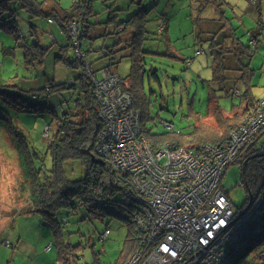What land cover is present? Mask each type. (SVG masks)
<instances>
[{
	"label": "rangeland",
	"instance_id": "obj_1",
	"mask_svg": "<svg viewBox=\"0 0 264 264\" xmlns=\"http://www.w3.org/2000/svg\"><path fill=\"white\" fill-rule=\"evenodd\" d=\"M74 2L75 0H35L36 8L40 11L36 12V8L35 11L21 8L13 16L9 10H0V86H5L2 89H39L50 78L59 83L72 77L73 70L56 62L58 46L66 43L67 38L55 21L56 17L49 12L53 8L71 12L76 8ZM203 2L204 0H91L94 14L88 20L98 27L101 26L99 23H103L102 26L110 33L104 38H94V46L104 42L112 44L115 36L118 39L126 36L129 43L130 37L126 33L141 26L133 47L137 48V54L142 57L141 89L146 98L144 127L154 133L189 134L198 123L197 120L217 127L215 117L207 116L211 99L222 108L224 115H236L237 118L241 114L242 118L245 116L244 87H235L233 82L228 81L225 89H219L211 81L213 56L208 40L201 38L204 35V21L216 19L217 22H231L240 41L244 44L250 42L256 47L253 48L250 60L253 70L250 95L257 98L264 96V28L257 46L249 35V30L254 29L260 20L264 24V0H256L252 12L249 0H223L222 10L218 13L214 12V7L204 6ZM142 6L147 7L148 11L143 16L144 21L134 18L126 25ZM111 10L115 12L113 19L109 21ZM5 22L14 23L17 32L9 31ZM71 24L73 25L69 21L67 25L70 32ZM117 27L123 31H116ZM92 31L94 26L90 28V33ZM42 48L46 53L43 63L36 64V59L27 62L31 56L42 57ZM129 50L130 47L128 52ZM97 56V53H92L89 59L95 69H100L109 60L102 58L97 63ZM120 60L112 69L125 80L130 72L131 59L124 55ZM152 72L157 73V80L151 75ZM230 72L234 74L236 71H228ZM126 81L127 84L128 79ZM0 104L9 113L10 124L17 131L18 135L14 139L23 141L26 147L23 149L28 150L36 165L42 159L45 166L51 165L50 156L46 153V144L52 130L51 127L48 129L51 114H31L1 101ZM56 112L60 114V110ZM165 122L173 129L167 128ZM13 143L12 135L0 124V262L53 264L57 257L55 238L42 221V215L26 208L29 190L26 188L18 151ZM220 186L235 207L244 202L247 195L241 184V169L236 163L225 169ZM69 220L70 223L62 229V237L73 245H82L75 250L82 255L80 262L84 264L95 262V259L98 264H116L126 241L129 238L130 243V238L135 234L133 232L129 236L128 224L116 214H105L101 218L92 215L87 217L83 210H78L70 215ZM106 227L110 229V233L105 240H99L98 235L103 234ZM5 240L7 245L2 243ZM263 249L264 229L253 239V250L246 260Z\"/></svg>",
	"mask_w": 264,
	"mask_h": 264
},
{
	"label": "trees",
	"instance_id": "obj_2",
	"mask_svg": "<svg viewBox=\"0 0 264 264\" xmlns=\"http://www.w3.org/2000/svg\"><path fill=\"white\" fill-rule=\"evenodd\" d=\"M10 4L12 5L10 6ZM74 4L76 8L71 12L58 11L54 8L52 12H49L51 16L56 17L55 21L67 38L66 43L58 46L56 62L73 70L72 77L59 83H55L50 78L39 89L24 90L12 87L13 90L7 91L6 88L2 89L5 86H0L1 103L4 102L17 110H25L31 114H51L52 120L48 129L51 127L52 130L46 144V153L50 156L51 165L45 166L43 159L40 160V164L36 165L28 150L23 149L25 147L23 141L15 140L18 135L17 131L11 126V117L2 106H0V124L12 135L13 144L18 151L24 182L29 190V202L26 208L30 212L40 213L42 221L53 232L57 249V257L53 264H84L80 262L82 255L77 254L75 250L77 246L82 245H73L62 237V229L70 223V215H74L78 210H83L87 217L92 215L101 218L105 214H116L123 218L130 228L129 236L133 232L135 233L130 238V243L129 238L126 241L122 254L116 262V264H126L131 253L138 248L140 243V230L134 219L138 201L128 186L126 175L117 172L101 153L96 152L95 147L98 135L103 128V121L98 115V102L94 96L95 80L101 77L103 71L119 76L112 69L113 65L120 63V59L124 55L131 59L130 72L126 76L128 83L126 84L127 79L124 80L119 76L123 80L121 87L131 94L133 106L140 114L143 132L153 149H159L166 143L195 149L202 145L223 146L229 140L231 130L237 126L242 114L239 118L236 115L233 117L224 115L222 108L211 99V108L207 116L215 117L217 127L197 120L198 123L189 134L182 132L179 134L174 132L154 133L145 129L146 98L142 94L140 76L142 57L137 54V48L133 47L141 32V26L137 30L134 28L126 33L130 37L129 43L126 36L122 39L115 36V41L112 44L104 42V44L94 46V38H104L110 33L102 26L103 23H99L101 26L98 27L88 20V17L94 14L91 0H75ZM203 4L206 7H214V12L218 13L222 10L224 2L223 0H204ZM21 8L35 11V0H0V10H9L11 16L16 15ZM146 9L147 7L142 6L127 21L126 25L131 23L134 18L144 21V14L148 13ZM38 11L40 10L36 8V12ZM114 12L115 10H111L109 21L113 19ZM69 21L75 22L74 24L77 26L76 36H73L68 30ZM214 21L216 19L209 21L214 24L207 31L203 30L204 35L201 37L205 41L208 40L213 56L211 81L219 89H225L228 81L233 82L235 87L237 85L244 87L243 95L246 102L243 111L246 112L264 98V96L257 98L250 95L253 75L250 60L253 48L256 47H253L250 42L242 43L236 37V30L230 24L231 22L227 24L223 20ZM4 25L9 31L17 32L14 23L5 22ZM92 26H94V31L90 33ZM263 28L264 24L260 20L257 26L249 31L256 46L260 41L259 36L262 34ZM118 29L123 31L119 27L116 31ZM75 37L78 39V45L75 44ZM129 47L130 52H128ZM77 49L79 55L76 53ZM28 50L26 49V52L31 54V51ZM92 53H97L98 56L95 58L97 63L102 58H108L109 61L102 68L95 69L93 62L89 59V55ZM45 54V49L42 48V57L41 55L39 57L31 56L27 62L36 59V64H41L44 62ZM228 71L236 72L233 74ZM151 75L156 80L158 79L156 72H152ZM236 91L239 93L237 89ZM56 110H60V114H57ZM261 139L264 140V126L259 130L254 140L242 147L239 152L237 161L244 164L240 168L241 184L244 186L247 196L244 202L236 208L247 204L249 192L254 196L261 188L264 179V149L258 147V141ZM124 209L126 212H123ZM106 229L109 228L106 227ZM101 235H98L99 240H101ZM256 236L240 251L232 255V264H264V257L259 254L246 260L247 255L253 250V239ZM90 264L98 263L95 259V262Z\"/></svg>",
	"mask_w": 264,
	"mask_h": 264
},
{
	"label": "built area",
	"instance_id": "obj_3",
	"mask_svg": "<svg viewBox=\"0 0 264 264\" xmlns=\"http://www.w3.org/2000/svg\"><path fill=\"white\" fill-rule=\"evenodd\" d=\"M122 82L107 71L95 80L94 96L103 121L95 149L126 175L138 201L134 219L140 243L126 264H232V255L263 229L264 212L258 213L264 206V179L251 203L240 208L221 189V179L229 165L244 166L238 155L264 126V98L245 112L223 146L195 149L166 143L153 149ZM258 142L264 149V140ZM109 233L106 229L100 239ZM263 250L258 253L262 257Z\"/></svg>",
	"mask_w": 264,
	"mask_h": 264
},
{
	"label": "crops",
	"instance_id": "obj_4",
	"mask_svg": "<svg viewBox=\"0 0 264 264\" xmlns=\"http://www.w3.org/2000/svg\"><path fill=\"white\" fill-rule=\"evenodd\" d=\"M250 1V4H249V8H250V10H251V12L253 11V9H254V7L256 6V0H249ZM259 9V8H258ZM214 24V23H213ZM213 24L212 23H209V22H206V21H204V23H203V25H204V31H207L208 29H210L211 28V25L213 26ZM216 24V23H215ZM230 24H232V23H230ZM216 25H218V26H220V24H216ZM234 27V26H233ZM251 30V29H250ZM249 30V31H250ZM236 37H238L237 36V33H236ZM3 244H4V242H2ZM0 264H3L2 262H0Z\"/></svg>",
	"mask_w": 264,
	"mask_h": 264
},
{
	"label": "water",
	"instance_id": "obj_5",
	"mask_svg": "<svg viewBox=\"0 0 264 264\" xmlns=\"http://www.w3.org/2000/svg\"><path fill=\"white\" fill-rule=\"evenodd\" d=\"M248 197H249L248 201H250V203H251V200H252V194H251L250 192L248 193ZM250 203H249V204H250ZM262 212H264V206L261 207V210H260V212H259L258 214H260V213H262Z\"/></svg>",
	"mask_w": 264,
	"mask_h": 264
}]
</instances>
